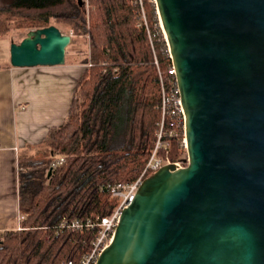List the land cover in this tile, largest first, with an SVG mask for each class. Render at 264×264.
<instances>
[{
    "label": "water",
    "instance_id": "water-1",
    "mask_svg": "<svg viewBox=\"0 0 264 264\" xmlns=\"http://www.w3.org/2000/svg\"><path fill=\"white\" fill-rule=\"evenodd\" d=\"M155 2L186 157L145 177L96 264H264V0ZM71 39L31 30L11 65H65Z\"/></svg>",
    "mask_w": 264,
    "mask_h": 264
},
{
    "label": "trees",
    "instance_id": "trees-1",
    "mask_svg": "<svg viewBox=\"0 0 264 264\" xmlns=\"http://www.w3.org/2000/svg\"><path fill=\"white\" fill-rule=\"evenodd\" d=\"M89 2V29L85 4L78 0L0 3V38L14 29L63 24L91 37V56L84 49L74 61L91 66L79 80L67 119L47 136L48 158L19 171L18 205L25 219L0 233V264L80 262L98 231H59L57 226L64 219L111 215L118 199L107 186L136 181L155 147L162 117L160 74L168 80L172 65L156 6L144 0L146 25L136 0ZM173 121L165 120L170 147L160 153L168 163L186 153L183 129L169 135ZM58 153L66 162L50 175Z\"/></svg>",
    "mask_w": 264,
    "mask_h": 264
},
{
    "label": "crops",
    "instance_id": "crops-1",
    "mask_svg": "<svg viewBox=\"0 0 264 264\" xmlns=\"http://www.w3.org/2000/svg\"><path fill=\"white\" fill-rule=\"evenodd\" d=\"M84 73L83 65L13 67L11 54L0 61V233L19 226V171L49 156L47 136L67 119Z\"/></svg>",
    "mask_w": 264,
    "mask_h": 264
},
{
    "label": "built area",
    "instance_id": "built-area-1",
    "mask_svg": "<svg viewBox=\"0 0 264 264\" xmlns=\"http://www.w3.org/2000/svg\"><path fill=\"white\" fill-rule=\"evenodd\" d=\"M150 3L156 6L155 0H148ZM136 3L142 9V16L144 20V24L147 25L145 10H144V0H136ZM158 15V13H157ZM159 18V16H158ZM160 21V20H159ZM161 26V25H160ZM172 62V60H171ZM90 67L91 64L86 65ZM160 74V72H159ZM176 70L171 65L167 80L160 74V85H161V95H160V110H161V122L157 132V140L155 147L152 151L151 157L147 162L142 174L140 177L130 183V184H109L107 186V190L111 193L112 197L118 199V205L113 210L111 215L102 218L96 219H64L58 226L57 229L62 231L64 229H70L73 231H83V230H97L98 234L96 238L93 240L92 249L84 255L80 262L69 261L66 264H96L100 254L103 250L109 245L112 236L118 226L120 217L124 211L135 199L136 193L139 189V185L142 184L145 177L149 174L157 171L162 166L167 164L165 157H163L160 153L162 150L170 147V142L165 140L167 136L165 134V120L167 117L173 118V126L174 130L169 134L171 137L178 136L177 129H183L184 139H183V147L186 149V138H185V119L183 115L182 102L180 97V92L177 86L176 81ZM66 162L65 157L60 155L59 153L55 155L54 160L51 163L52 171L56 169L58 166L63 165ZM176 163H183L182 160ZM50 169V170H51ZM25 219V216H19V222ZM20 227L17 228V230Z\"/></svg>",
    "mask_w": 264,
    "mask_h": 264
},
{
    "label": "rangeland",
    "instance_id": "rangeland-1",
    "mask_svg": "<svg viewBox=\"0 0 264 264\" xmlns=\"http://www.w3.org/2000/svg\"><path fill=\"white\" fill-rule=\"evenodd\" d=\"M2 0H0L1 3ZM85 7H86V15H87V27L90 28L89 23V15H90V2L89 0H84ZM29 15L28 12L22 14ZM59 29L62 31L63 35H70L71 36V42L67 47V53H66V63L65 65H78L74 63L77 59H81L83 57L82 50L86 49L87 53L86 56H91V37L90 35H78L74 32L72 28H69L63 24V26H60ZM35 30V28L31 29H21V30H11L10 33L5 35L4 37L0 38V61L4 59V57L8 58V54H10L11 51V45L13 42L20 43L27 34L31 31ZM86 42V45L84 44ZM80 65V64H79ZM64 66V65H60ZM85 72L89 69L86 65H83ZM85 74V73H84ZM45 151V150H44ZM186 157V153L183 156V158ZM48 158L47 153L41 154L39 160L42 162L45 159Z\"/></svg>",
    "mask_w": 264,
    "mask_h": 264
}]
</instances>
